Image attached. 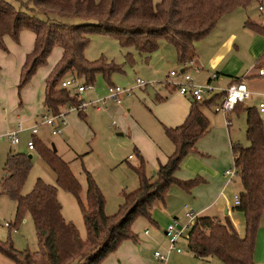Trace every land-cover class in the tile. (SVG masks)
Listing matches in <instances>:
<instances>
[{
	"label": "trees",
	"instance_id": "1",
	"mask_svg": "<svg viewBox=\"0 0 264 264\" xmlns=\"http://www.w3.org/2000/svg\"><path fill=\"white\" fill-rule=\"evenodd\" d=\"M0 0V48L7 50L5 36L15 42L23 30L34 34L33 45L26 52L20 66L17 92L32 79L37 68L46 63L53 47L61 49L58 60L44 77L43 106L51 113L65 105L77 103V92L60 84L65 75L82 77L90 84L97 72L106 78L122 65L103 57L88 59L85 55L90 35L99 33L115 37L122 48H134L145 59L159 46L160 40L172 44L176 57L187 69L195 57L194 42L206 35L219 18L237 7H247L260 0ZM80 19L79 21L72 20ZM245 25L264 34V23L247 19ZM126 61H133L131 50L124 53ZM264 65V51L255 67ZM263 75V74H262ZM242 78V77H241ZM210 78L208 81H211ZM240 79L237 77L236 80ZM215 94L203 100H194L185 119L164 131L174 144L165 162L159 163L154 177L145 171V158L139 153L134 166L138 186L124 191V201L112 214L105 212V197L86 170L84 199L79 196L80 184L67 161L56 150L32 135L34 148L42 155L56 174V185L73 192L79 202L86 235L82 237L70 220L61 212L55 184L38 177L28 192H22L31 167V156L21 151H8L0 174L1 192L16 202V225L28 212L34 222L38 248L34 251L17 250L7 239L0 241V251L16 264H98L126 238H135L132 221L140 215L150 217L155 200H164L169 187L177 184L190 190L201 181L200 176L178 178L175 171L183 158L197 152L198 139L208 130L209 119L201 105L215 102ZM238 101L235 107L240 103ZM254 106L246 112L248 145L234 142L231 146L233 162L238 168L240 202L233 207L244 216L245 234L241 236L228 216L221 219L202 214L187 233V248L197 257L217 256L225 264H255L253 252L255 234L264 205V123ZM78 110L80 114H85ZM137 151H139L137 149ZM10 224V223H9ZM11 225V226H12ZM10 226V225H9ZM10 226V227H11Z\"/></svg>",
	"mask_w": 264,
	"mask_h": 264
},
{
	"label": "rangeland",
	"instance_id": "2",
	"mask_svg": "<svg viewBox=\"0 0 264 264\" xmlns=\"http://www.w3.org/2000/svg\"><path fill=\"white\" fill-rule=\"evenodd\" d=\"M10 1L16 7L19 6L18 1ZM157 1L159 0H153L155 3ZM258 3L257 1L252 2L248 5V10L249 12H253L256 18L263 19L264 10L258 9ZM260 3L264 6V0ZM72 20L79 21L80 19L73 18ZM127 49L131 50L133 61H126L124 53ZM84 52L88 59L103 57L106 60L120 63L122 70L112 72L109 79L101 72H97L90 83L91 85L86 87L82 92H77L80 99L92 101L96 98H103L108 94L110 84H116L120 87H132L133 92L122 94L120 103H116L111 99L89 103L82 111L85 114H80L76 109H67L62 134H53L48 125L40 124L36 136L51 147L52 143H54L57 154L67 161L69 168L79 181V196L81 199H84L87 184L86 170L90 172L105 197V212L112 214L118 210L124 201L123 192L131 191L139 184L138 175L133 167L139 163V153L141 152L137 151V149H140V146H146V140L137 134L136 130L139 127L134 119L143 125L155 138L161 142L164 141L171 149L173 148L169 137L163 129V123H161L151 103L150 97L152 98L158 92L163 93V85L166 79L169 78L167 77L169 69L172 67L178 68L179 65L176 62L175 48L165 40H160L159 46L151 52L148 59H145L132 47L122 48L118 40L113 36L92 33ZM57 60L58 47L55 46L48 55L46 63L37 68L30 81L34 85L37 82H42L48 68L52 67ZM262 66L264 67V65ZM70 76L71 74H67L65 78ZM137 78L142 79L144 84L138 85ZM212 80L210 82L213 85L218 84L217 82H212ZM77 81L79 83L84 82L82 77H77ZM206 82L203 81L202 83ZM245 83L252 92L235 110L227 112V115L231 119L228 137L233 142L248 145L250 141L246 134V112L244 107L254 106L258 108V102L263 100L262 94L259 92H264V74L247 76ZM68 88L71 92L77 91L75 85H70ZM21 91L19 93L16 91V96L19 99L23 98ZM4 96L5 94H2V100H4ZM15 102L14 105L18 106V102L16 104ZM113 104L116 105L114 106L116 108L112 107ZM5 107L6 111L12 112V105ZM38 110H43V108L41 107ZM257 110L264 123V110ZM207 111L210 118V128L214 131L211 135L203 134L204 136L200 137L203 138L204 146L207 150L201 149L198 143H196L198 152H202V154L189 160L190 166L197 167V169L201 170V173L198 171L193 172L190 168L183 166L186 156L189 158V154H196V152H191L183 158L180 167L175 171L178 177V174L183 172L184 176L179 178L188 179L198 174H208L212 169L217 170L218 167H220V171L222 172V169L233 166L229 138H227L223 130L215 127L221 123L226 124V115L220 111ZM38 119L35 115L17 119L15 114L12 113V119L9 120V126H7L8 129L16 127L19 121L22 122L24 127L19 133V142L11 144L5 137L0 139V174L8 151H23L31 154L32 164L23 184L22 192L30 191L38 177L46 183L56 185V174L39 148L29 149L26 144V141L32 138L30 126L35 121H38ZM226 142L228 143L227 147L225 145ZM145 171L152 177L155 176L157 171L156 169L154 171L149 170L147 159H145ZM56 187L57 197L61 203L62 215L65 219L72 221L80 235L85 237V224L77 196L62 186L56 185ZM173 188L175 187L170 186L167 193L169 199H172L173 207L177 211L175 213L176 217L183 220V204L185 201L190 205L191 203L189 199L182 200L176 197ZM239 189L240 177L237 174L226 191L229 201L228 207L231 210V213L227 214V216L238 230V233L243 236L245 234L244 216L241 211L232 207L234 203L233 195L234 193H238ZM209 193L210 190L206 191V194L209 195ZM208 195H206V198H208ZM218 204V207H221V203L219 202ZM218 207H212L205 213L212 214L215 211L221 217H224L223 208ZM15 211V200L9 195L2 193L0 188V241L9 239L17 250L27 248L31 251L36 250L38 248V238L31 215L28 212L24 213L23 218L16 225H12L16 221ZM136 221L137 217L132 221V226ZM5 222H9L10 226H12H7ZM162 244L157 243L154 248L164 251L167 243L165 246ZM178 245L183 246L184 251H187L186 238H180ZM253 260L255 264H264V205L255 234ZM0 264H16V262L0 251Z\"/></svg>",
	"mask_w": 264,
	"mask_h": 264
},
{
	"label": "crops",
	"instance_id": "3",
	"mask_svg": "<svg viewBox=\"0 0 264 264\" xmlns=\"http://www.w3.org/2000/svg\"><path fill=\"white\" fill-rule=\"evenodd\" d=\"M261 1L262 0H260V2ZM260 2L258 3V6L261 4ZM248 9V6L245 8L237 7L225 13L206 35L194 42L195 57L185 65L187 66V69L191 71L196 81L203 82L212 78V82L218 83L216 86L224 87L230 82L235 81L237 77H242L245 80L247 76L262 75L258 73L255 64L258 56L264 51V34L252 30L245 25V21L251 19L259 23H264V18H256L254 13L249 12ZM259 10L263 11L264 6L263 9ZM33 39L34 34L30 30H23L20 33V39L18 42H15L9 36H5L7 50L0 48V132H4L8 129L7 126H9V120L12 119V113L15 114L17 119H20L33 116L41 107L44 109V80L39 83L37 82L35 85L33 82L29 81L22 88L21 93L23 94V98L19 99L16 96V85L19 79L20 66L24 60L26 52L29 51L33 45ZM60 54L61 49L58 47V58ZM176 62L179 66L175 69L180 71L183 70L184 64L180 63L177 57ZM196 66L198 69H195ZM173 68L174 67L171 69ZM49 69L50 68L46 71L45 76ZM171 69H169V71ZM169 71L167 77H171ZM214 73L216 76L213 78L211 74ZM177 78H180V76L177 75ZM163 88V93H156L155 96L152 98L150 97V100L158 118L161 123H163L164 129V126H173L181 123L185 119L192 103V98L187 94L185 95L177 92L174 86L167 82V79ZM251 92L252 91L250 90V94ZM2 94H5L4 100L1 99ZM217 100L218 96L215 98V101ZM14 102L15 104L18 102V106H15ZM8 103L13 106L11 108L12 112L5 110V106L9 107ZM114 106H116L115 104H113L112 107L116 108ZM213 106L214 102L201 105L203 112L209 119V128L204 133L205 135H211L214 131L210 128V118L207 111L215 110ZM227 112L224 114L226 115V124L221 123L215 127L223 130V132L226 133L227 138H229L228 135L230 133L231 119L227 115ZM134 121L139 127L136 130L137 134L146 140V146H140V149L138 150L142 153L145 159H147L149 170H157L159 163L165 162L167 156L172 152V149H174V144L170 140L173 145V148L171 149V147H169L164 141H162V143L159 139L155 138L154 135H152L136 119H134ZM227 138L225 136L226 140ZM228 140L231 149L234 142L230 138ZM197 143L201 149L207 150L204 146L203 138L198 139ZM225 145L227 147L228 143L226 142ZM200 154H202V152H198L197 150L196 154H189V158L186 156L183 166L185 168H190L193 172L198 171L201 173L200 169H197V167H191L189 164L190 159H194L195 156ZM224 170L225 169H222L221 172L220 167H218L217 170L212 169L208 174H198L197 176L201 177V181L195 184L190 190L177 184L171 185V187H175L173 189L176 197H179L182 200H190L191 205L187 201L183 204V212L184 205L188 204L194 208L199 215L208 214L224 219L227 214L231 213V210L228 207L229 201L226 196V191L233 179L227 181L226 176L223 173ZM178 175L179 177L184 176L183 172ZM208 190H210L209 195L206 194V191ZM206 195H208V198H206ZM219 202L221 203L220 206L223 208L224 217H221L219 213L215 211H213L212 214L205 213L212 207L217 208ZM234 205L235 204L233 203L232 207ZM175 213H177V211L173 207L172 199H169L168 193H166L164 200L157 199L153 202L150 207V217L143 215L137 216L135 224L133 226L131 224V228L136 234L135 238H126L121 241L117 248L108 253L98 264H225L220 258L214 255L209 256L208 258L197 257L188 249L187 251H184L183 246L180 251L171 250L168 252L167 258L163 262L154 255V251L157 250L154 246L157 243H163V246L166 245L167 238L165 235V226L171 221V219L176 217ZM166 250L167 247L163 252H166Z\"/></svg>",
	"mask_w": 264,
	"mask_h": 264
},
{
	"label": "built area",
	"instance_id": "4",
	"mask_svg": "<svg viewBox=\"0 0 264 264\" xmlns=\"http://www.w3.org/2000/svg\"><path fill=\"white\" fill-rule=\"evenodd\" d=\"M259 9H263V6L259 4ZM195 69H198L196 66ZM259 74H264V68H258ZM171 77L167 79V82L172 84L174 88L180 94H187L191 96L194 100H203L210 98L215 94L218 95V100L214 102V109L222 113H226L229 110H232L235 107V104L238 101H243L245 98L249 97L250 90L248 89L245 80L240 78L238 80L232 81L227 84L225 87H219L213 85L210 81L206 83L198 82L194 79L193 74L189 69L178 70L171 69L169 71ZM177 75L180 78H177ZM216 74H212V77ZM62 86L69 87L70 85H75L77 88L76 92H82L86 87H89L91 84L79 83L77 81V76L71 75L70 77L63 78L60 82ZM137 84L142 85L144 82L142 79L137 78ZM108 94L103 98H96L92 101H86L80 99L77 103H70L65 105L56 113H51L48 110H37L35 116L38 117V121H35L33 125L30 126L31 135L37 134L40 124L48 125L51 128L53 134H62L63 125L65 124V115L68 110H84L85 106L89 103L111 99L116 103L121 102L122 94L132 93V87H120L116 84H110L108 87ZM262 94L263 100L258 102V109L260 111L264 110V92H259ZM22 122L19 121L17 126L11 129L6 130L0 134V139L5 137L11 144H16L19 142V133L23 129ZM27 147L29 149L34 148V140L30 138L26 141ZM223 173L226 176L227 181L231 180L238 174V168L233 162V166L226 168ZM234 204L240 202L238 193L233 195ZM199 213L189 206L188 204L184 205V219L180 220L177 217H174L165 227V235L167 236V250L166 252L155 250L154 255L161 260L162 262L166 260L168 252L171 250L180 251L182 246L178 245V240L180 238H186L188 230L195 224ZM9 226V222H5Z\"/></svg>",
	"mask_w": 264,
	"mask_h": 264
},
{
	"label": "water",
	"instance_id": "5",
	"mask_svg": "<svg viewBox=\"0 0 264 264\" xmlns=\"http://www.w3.org/2000/svg\"><path fill=\"white\" fill-rule=\"evenodd\" d=\"M119 133H121V132H119ZM52 147H53V150H56L54 143H52ZM28 156H31V154L28 153Z\"/></svg>",
	"mask_w": 264,
	"mask_h": 264
}]
</instances>
